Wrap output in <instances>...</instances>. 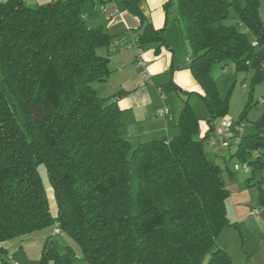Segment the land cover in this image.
Segmentation results:
<instances>
[{
	"label": "trees",
	"instance_id": "obj_1",
	"mask_svg": "<svg viewBox=\"0 0 264 264\" xmlns=\"http://www.w3.org/2000/svg\"><path fill=\"white\" fill-rule=\"evenodd\" d=\"M89 1L37 8L23 0L0 3V245L58 225L88 264H233L218 245L222 230L234 225L227 213L231 192L205 152L214 123L228 110L211 68H253L256 81L264 79V0H177L178 31L193 53L190 70L212 114L210 129L195 139L199 120L185 102L177 137L136 148L124 135L118 95L104 99L95 89L111 75L102 51L114 38L84 20ZM142 1L122 6L140 21L137 40L145 52L167 42L166 30L144 17ZM172 6L169 0L167 16ZM232 11L238 26L229 24ZM239 132L237 156L262 168L264 116L254 132ZM41 165L58 205L55 217ZM75 259L48 240L40 264Z\"/></svg>",
	"mask_w": 264,
	"mask_h": 264
},
{
	"label": "crops",
	"instance_id": "obj_2",
	"mask_svg": "<svg viewBox=\"0 0 264 264\" xmlns=\"http://www.w3.org/2000/svg\"><path fill=\"white\" fill-rule=\"evenodd\" d=\"M60 1L66 0H23L31 8L44 7ZM123 1L93 0L85 3L82 8V16L90 26L101 27L114 38L110 48L102 51L103 55L108 54L110 57L111 75L105 83L96 84L95 89L104 99L118 95L122 118L130 115L128 119L125 117L126 122L123 119L124 128L126 124H132L128 126V132L123 128L129 141L140 144L142 141L173 139L180 134L178 125L185 102H188L187 100L193 95L199 98L204 96L202 87L189 68L192 62L189 42L178 31L177 40L172 37L174 43L172 41L170 43L171 39L166 36V46L155 43L146 47L144 59L151 74V84L147 92L139 93L141 71L135 66L134 43L142 32L141 24L138 18L124 11ZM168 1L143 0L140 3L144 17L156 30L167 31L168 16L164 7ZM162 107H167L169 110L165 118L156 116L157 110ZM193 110L199 120V133L204 134V138L210 125L201 121L196 107ZM217 122L220 124L222 121L220 119ZM217 122L214 123L216 127L219 125ZM228 138H233L231 132L225 139ZM228 201L232 209L239 212L248 210L252 198L250 192L243 189L231 192ZM228 201L227 210H229Z\"/></svg>",
	"mask_w": 264,
	"mask_h": 264
},
{
	"label": "rangeland",
	"instance_id": "obj_3",
	"mask_svg": "<svg viewBox=\"0 0 264 264\" xmlns=\"http://www.w3.org/2000/svg\"><path fill=\"white\" fill-rule=\"evenodd\" d=\"M176 4L177 0H173L168 22H166L165 37L168 36V39H171L170 43L174 41L172 37L177 40L179 34L178 22L176 21L178 19ZM260 17L264 23V2L260 6ZM229 24L238 26L237 14L234 11L231 12ZM241 30L252 39L248 29L242 26ZM190 56L193 59L191 50ZM226 69L222 64H215L211 68V75L218 86L221 100L228 105V110L221 121L231 123L230 132L233 138L225 139L228 143L226 147L220 144L213 146L208 140L211 134L205 143V152L207 157L223 171L222 177L229 191L247 189L251 194L252 203L248 205V210L238 212L232 209L230 201H228L229 210L227 213L234 225L222 230L218 237V245L225 248L233 264H264V201L260 198L261 194L264 193V166L254 169L243 163V160L237 156L239 147L237 138L234 136L240 133L239 127L248 134L254 132L261 122L264 116V79L256 81V71L253 68L239 70L235 65L230 64ZM187 101L193 109L196 107L197 115L202 122L207 123L211 120L212 114L202 98L193 95ZM250 104L251 106H249ZM125 117L128 119L130 115ZM125 117L123 118L124 121ZM131 125V123L126 124L124 129L128 132V126ZM203 136L204 134L200 132L195 135V139L201 141ZM130 143L135 148L140 145L139 142H132L131 140ZM141 143H145V141ZM244 166L247 167L245 170ZM39 173L46 188L50 212L55 217L58 212V205L44 165L39 167ZM56 228L57 225H54L3 243L0 264H40L41 253L48 240L56 242L61 253L71 250L76 258L74 264H88L81 246L67 234L56 235ZM203 264H208V259Z\"/></svg>",
	"mask_w": 264,
	"mask_h": 264
},
{
	"label": "built area",
	"instance_id": "obj_4",
	"mask_svg": "<svg viewBox=\"0 0 264 264\" xmlns=\"http://www.w3.org/2000/svg\"><path fill=\"white\" fill-rule=\"evenodd\" d=\"M2 3L7 2V0H1ZM135 49H136V59H135V66L140 69V84L138 86V92L139 93H145L147 92V89L149 85L151 84V74L147 67V62L144 59V51L138 46V40L136 39L134 43ZM253 46H257V43L254 42ZM169 114V110L167 107H162L159 110H157L156 116L157 117H166ZM231 123L229 122H221L216 128L214 133L211 135V137L208 139L209 143L213 146L221 145V146H227L225 137L230 132ZM239 131H242L243 129L241 127L238 128ZM244 170L247 168L246 166L243 167ZM56 235H62V231L57 225V228L55 230ZM19 264V263H14Z\"/></svg>",
	"mask_w": 264,
	"mask_h": 264
}]
</instances>
